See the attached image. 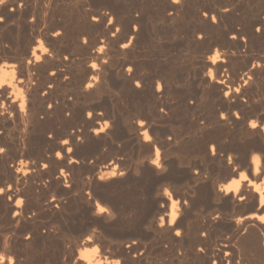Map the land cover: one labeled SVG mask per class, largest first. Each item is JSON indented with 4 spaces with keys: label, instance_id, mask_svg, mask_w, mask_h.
I'll list each match as a JSON object with an SVG mask.
<instances>
[{
    "label": "bare ground",
    "instance_id": "1",
    "mask_svg": "<svg viewBox=\"0 0 264 264\" xmlns=\"http://www.w3.org/2000/svg\"><path fill=\"white\" fill-rule=\"evenodd\" d=\"M245 249L264 264V0H0V264Z\"/></svg>",
    "mask_w": 264,
    "mask_h": 264
},
{
    "label": "rangeland",
    "instance_id": "2",
    "mask_svg": "<svg viewBox=\"0 0 264 264\" xmlns=\"http://www.w3.org/2000/svg\"><path fill=\"white\" fill-rule=\"evenodd\" d=\"M156 29V28H155ZM159 28L157 27V31L156 32H158L159 34H161V32H160V30H158ZM207 41H209V42H214V39H212V40H209V39H207ZM206 41V44H205V46L207 45L208 46V43L209 42H207ZM162 45H160V47H161ZM205 46H204V48H205ZM206 46V47H207ZM155 47H157V45H155ZM158 47H159V45H158ZM218 47V48H217ZM220 45L219 44H216V45H214L213 47H212V50H211V52H209V53H205L204 55H207V56H209V55H211L212 54V51H213V49H215V48H217V50L218 51H220L222 48L220 47ZM191 49H193V50H191ZM188 50V51H187ZM185 51H187V52H185L184 53V51L181 53V58H180V64H181V66H189L191 63H193L194 62V58L196 57V59H197V55L198 56H201V55H203L202 53H204L205 51H203L201 54H199L200 52H199V50H197V49H195V48H189V49H185ZM191 51V52H190ZM198 51V52H197ZM255 52H253V54H256L257 53V48H255V50H254ZM189 52V53H188ZM195 52V53H194ZM187 53V54H186ZM198 53V54H197ZM186 54V55H185ZM196 54V55H195ZM190 55H191V57H190ZM193 55V56H192ZM195 56V57H194ZM193 57V58H192ZM252 63V62H251ZM188 64V65H187ZM243 65V64H242ZM241 65V63H238V66L239 67H243ZM222 74H227V72H225V71H222ZM131 216H132V214H131ZM46 219V220H45ZM54 219V220H53ZM57 221V219L56 218H53L52 216H50V215H46V216H44V218L42 219V221H44L45 223H47V224H51L53 227L56 225V226H58V222H56ZM55 226V227H56ZM222 236V237H221ZM227 236H229V233L227 232V231H221V232H219L218 234H217V237L215 238V237H213V239L211 238L210 240H208V242H207V245H210V244H213L215 241H219L221 238H225V237H227ZM243 236H246V234H243ZM220 238V239H219ZM58 239V240H57ZM215 239V240H214ZM217 239V240H216ZM211 242V243H210ZM64 244V240H63V238L60 236V235H57V236H55V237H53V238H49L47 241H46V254H48V253H50L51 255H52V251H50V249L51 248H53L54 250L56 249V247L57 248H60L62 245ZM47 246H49V247H47ZM56 246V247H55ZM47 250H49L48 252H47ZM241 256H240V259H241V261L239 260V263L240 264H254L256 261H257V254H256V252H253V251H250V249H245V250H241ZM30 254H31V256H34L35 254H34V252H30ZM54 254V253H53ZM49 255V254H48ZM243 255V256H242ZM247 255V256H246ZM242 257V258H241ZM250 257V258H249ZM112 258L113 259H115L116 257H114V256H112ZM190 263H193V262H190ZM193 264H197V263H193Z\"/></svg>",
    "mask_w": 264,
    "mask_h": 264
}]
</instances>
